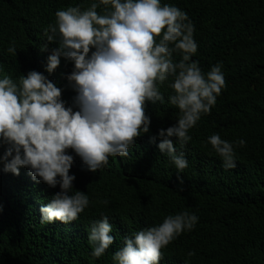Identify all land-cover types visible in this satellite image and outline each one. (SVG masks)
<instances>
[{"label":"trees","instance_id":"obj_1","mask_svg":"<svg viewBox=\"0 0 264 264\" xmlns=\"http://www.w3.org/2000/svg\"><path fill=\"white\" fill-rule=\"evenodd\" d=\"M92 2L0 0L3 74L18 82L21 74L41 72L61 88L66 107L73 106L76 92L66 75L74 65L61 58L54 72L46 71L47 57L57 45L47 41L44 30L55 23L57 10L76 5L83 10ZM161 3L187 12L198 45L192 59L205 73L222 62L226 82L210 112L189 130L191 140L181 146L171 138L188 167L177 173L158 148V131L174 125L179 115L168 102L173 94L169 78L158 85L164 103L146 102L150 130L136 137L127 156H110L107 165L92 172L67 150L74 157L72 191L84 192L90 201L75 221L41 223L40 208L60 191L59 185L37 183L25 167L19 175L0 170V264H114L113 253L125 236L182 211L195 213L198 222L161 249L159 264H264V0ZM104 8L97 12L104 14ZM13 41L16 55L7 52ZM173 59L178 62L181 55L174 53ZM214 133L228 141H246L235 148V168L225 169L206 143ZM3 152L0 146V155ZM101 214L109 217L114 243L95 258L88 231ZM190 251L195 255L189 257Z\"/></svg>","mask_w":264,"mask_h":264},{"label":"clouds","instance_id":"obj_2","mask_svg":"<svg viewBox=\"0 0 264 264\" xmlns=\"http://www.w3.org/2000/svg\"><path fill=\"white\" fill-rule=\"evenodd\" d=\"M101 5L104 14L97 12ZM44 31L47 41L57 45L47 57L46 71L54 72L61 58L74 65L66 75L76 92L73 106L66 107L61 88L43 73L33 70L14 82L0 69V146L4 147L0 170L19 175L25 167L37 183L60 187L41 206V223L75 221L90 203L87 194L72 191L75 175L69 172L74 157L67 150L92 172L107 165L110 156H127L136 137L150 130L146 102L164 103L158 85L169 78L173 94L168 102L179 115L174 125L158 131L162 138L158 148L176 172L183 173L188 160L171 138L181 146L190 141L189 130L210 112L226 86L222 62L205 73L192 59L198 45L187 12L161 0H94L83 10L80 5L57 10L55 23ZM7 52L16 55L14 41ZM174 53L181 55L178 62ZM156 139L150 137L152 142ZM206 143L225 169H233L235 148L246 141H228L214 133ZM197 222L198 216L189 211L167 215L161 223L125 236L113 262L159 264L161 249ZM112 230L107 215L92 222L88 241L93 257H101L114 243Z\"/></svg>","mask_w":264,"mask_h":264}]
</instances>
